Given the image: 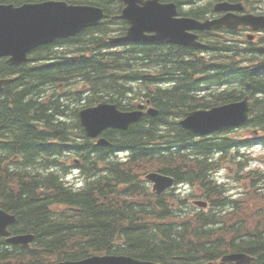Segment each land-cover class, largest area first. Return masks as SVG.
I'll return each mask as SVG.
<instances>
[{
  "label": "trees",
  "instance_id": "trees-1",
  "mask_svg": "<svg viewBox=\"0 0 264 264\" xmlns=\"http://www.w3.org/2000/svg\"><path fill=\"white\" fill-rule=\"evenodd\" d=\"M26 1L40 0L0 3ZM71 1L97 4L107 13L108 22L61 41L81 46L87 57H67L44 45L27 63L0 58V77H14L0 92V207L17 216L13 234H34L29 250L0 237V264H46L95 253L127 254L158 264H206L234 251L251 254L248 264H264V172L246 170L250 159L235 161L239 177L251 183L241 198L229 195L213 175L226 161L216 154H230L249 141L220 134L199 137L178 120L188 109L250 95L249 124L264 131V72L241 67L235 45L208 46L217 54L231 49L224 62L220 58L225 56L206 60L193 48L161 43L110 50L114 46L105 36L115 29L111 15L121 10V1ZM259 53L264 64V47ZM73 79L78 80L75 91ZM134 82L159 113L143 115L125 131H106L110 144L97 145L85 135L74 103L90 93L89 103L108 98L130 109V98L119 99L132 92ZM213 85L231 89L212 90ZM69 155L83 161L86 183L80 188L65 179ZM153 170L204 189L213 208L177 212L170 194L163 198L146 187L144 176ZM250 209L248 220L239 216Z\"/></svg>",
  "mask_w": 264,
  "mask_h": 264
},
{
  "label": "water",
  "instance_id": "water-1",
  "mask_svg": "<svg viewBox=\"0 0 264 264\" xmlns=\"http://www.w3.org/2000/svg\"><path fill=\"white\" fill-rule=\"evenodd\" d=\"M127 5L122 18L132 24L126 36L114 41L142 42L168 41L181 45H195L197 36L189 33L193 29H213L222 26L237 27L248 24L255 29L264 27V17L245 15L242 17L230 14L216 20L202 23L192 18H176L178 14L175 3L163 4L159 0H124ZM242 9L240 4L221 2L216 10ZM103 16V10L94 6L68 5L64 1H46L27 3L16 7L13 4H0V57L10 56L12 63H22L28 59V53L35 47L48 43L57 37L76 34L81 29L96 25ZM156 32L147 35L146 32ZM9 79H0V90ZM249 106L247 100L215 107L210 110H196L187 113L181 124L201 134L210 133L229 125H238L247 118ZM156 114L154 109L150 110ZM141 112H123L116 105L106 102L80 111L82 124L87 134L97 137L108 127L128 128L136 122ZM100 143H106L103 139ZM154 188L161 193L174 183V179L161 173H150ZM16 221V216L0 209V235H9L8 226ZM34 235H18L8 238L14 244L30 247ZM252 257L246 253L226 255L223 261L245 263ZM56 264H154L153 262L125 255L93 256L80 261L59 262Z\"/></svg>",
  "mask_w": 264,
  "mask_h": 264
},
{
  "label": "rangeland",
  "instance_id": "rangeland-1",
  "mask_svg": "<svg viewBox=\"0 0 264 264\" xmlns=\"http://www.w3.org/2000/svg\"><path fill=\"white\" fill-rule=\"evenodd\" d=\"M198 2V4H208L210 1H213V0H196ZM259 5H261V7H258ZM254 6H257L255 7L256 9L259 8L260 10H263L264 11V1L262 0H255V4ZM189 9V8H187ZM96 34H99V33H96ZM262 37V35L258 36L255 40H253V44L255 46H261V47H264V45H259L260 43V38ZM215 38L220 41H225V42H234V40H239L238 39V35H234V34H231V33H228L226 32L225 34L222 33L220 31V33L216 34ZM113 50H122V49H118V48H113ZM198 55H202V53H198ZM62 56H65V55H62ZM212 56V54H211ZM221 56H225L224 53H220V54H214V58H217V57H221ZM68 57V56H67ZM244 57V61H241V64L242 65H250V64H253L255 67H260L261 64H259V59H258V55L257 53H250L248 52L246 55L243 56ZM221 61H227V57H222L220 58ZM238 60H240V56L238 57ZM220 61V60H219ZM77 83L78 81L76 79H73L72 82H71V88L72 90H75L76 87H77ZM82 82H79V85H81ZM134 86L132 87V92L128 93L130 96L129 98H132V102H135V104L141 100V98H145L143 97V93L140 91V87H141V84L140 83H133ZM126 98V97H124ZM86 100H83V102H85ZM123 101V99L121 100ZM83 105H86V103L84 104H81V101H77L76 103H74V107L75 108H80V107H83ZM70 115L68 117H73L74 116V112H70L69 113ZM239 133H241V131H238V129H231V130H228L226 132H222L220 133L221 136H224V135H229V136H236L238 135ZM249 136V134H248ZM250 136H252V134H250ZM250 150V152H247L249 153V155L253 158V162H252V167H256L258 166V162H255V159H257L260 155V160H262L263 162H260L261 165L264 166V158H263V155H264V150L262 148V146L260 145H257L256 143L250 145V147L248 148ZM263 154V155H262ZM72 161V158L69 157L68 159V165H72L73 162ZM229 162V161H228ZM227 161L224 162V169L222 170V177L224 178V180L226 181V184H227V188L229 190V193H232V194H238V193H241L243 191H247L249 189L248 185L246 183H244L242 180L240 181H237L236 180V177H235V174H238L240 172V170L238 169V167L234 166L232 164V162L230 161L228 163ZM229 165H232L233 168H231ZM148 187L149 189H151V185L148 184ZM172 192L175 193V195H183V194H186V193H189V194H192V195H196L198 196V189L194 188L193 186H187V188L184 190V192L182 191H179V188H177L176 190H173ZM250 192V191H249ZM242 196L240 195L239 198H241ZM199 198L196 197L195 199H192L190 200V202H187L186 204L182 205L181 208L182 209H185V210H192L194 209L196 211V209L198 210V206L197 205H194L193 203L195 202V200H198ZM180 208V209H181ZM213 206L210 205L206 210H210L212 209ZM217 207H215V210H216ZM178 210H179V207H178ZM213 210V211H215ZM251 209L250 210H247L246 212L242 213L241 215H239L240 217H243L245 218L246 220H248L250 214H251ZM236 217L234 216H231L230 219H235ZM260 217H258V215L253 219L254 222H256Z\"/></svg>",
  "mask_w": 264,
  "mask_h": 264
},
{
  "label": "flooded vegetation",
  "instance_id": "flooded-vegetation-1",
  "mask_svg": "<svg viewBox=\"0 0 264 264\" xmlns=\"http://www.w3.org/2000/svg\"><path fill=\"white\" fill-rule=\"evenodd\" d=\"M245 12H255V11H251L249 7H246V11L237 12V14H243ZM257 13H264V12L257 10ZM220 15H222V13H217L216 16H220ZM221 30L223 32H232L233 31L232 29H228V28H223ZM233 32H236V33L239 34L240 40H241L240 45H244V44L246 45L248 42L244 38V36L247 37V38H249V39H251V40H255L258 36H260L261 34H263L264 31L263 30L257 31V32H255V35H253V32L254 31H252V29L250 27H248V26H240L238 29H235V31H233ZM254 49L258 50L257 47L254 48Z\"/></svg>",
  "mask_w": 264,
  "mask_h": 264
},
{
  "label": "bare ground",
  "instance_id": "bare-ground-1",
  "mask_svg": "<svg viewBox=\"0 0 264 264\" xmlns=\"http://www.w3.org/2000/svg\"><path fill=\"white\" fill-rule=\"evenodd\" d=\"M136 55H137V54H136ZM128 57H129V56H128ZM132 57H133V56H132ZM125 58H126V57H125ZM140 59H141V58H140ZM140 59H139V60H140ZM128 60H129V59H128ZM124 63H125V62H124ZM189 182H190V181H189Z\"/></svg>",
  "mask_w": 264,
  "mask_h": 264
}]
</instances>
